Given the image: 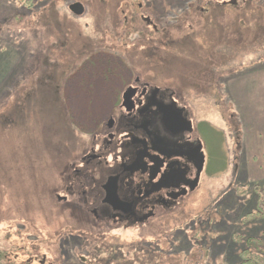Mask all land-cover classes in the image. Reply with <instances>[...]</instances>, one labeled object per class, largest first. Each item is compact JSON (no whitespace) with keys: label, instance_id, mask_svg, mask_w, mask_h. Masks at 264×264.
<instances>
[{"label":"rangeland","instance_id":"1","mask_svg":"<svg viewBox=\"0 0 264 264\" xmlns=\"http://www.w3.org/2000/svg\"><path fill=\"white\" fill-rule=\"evenodd\" d=\"M137 76L188 108L208 171L182 205L122 230L65 189ZM263 201L264 0H0V264H238Z\"/></svg>","mask_w":264,"mask_h":264},{"label":"flooded vegetation","instance_id":"2","mask_svg":"<svg viewBox=\"0 0 264 264\" xmlns=\"http://www.w3.org/2000/svg\"><path fill=\"white\" fill-rule=\"evenodd\" d=\"M110 101L65 190L95 224L143 228L200 188L205 141L175 94L148 80L135 77Z\"/></svg>","mask_w":264,"mask_h":264},{"label":"trees","instance_id":"3","mask_svg":"<svg viewBox=\"0 0 264 264\" xmlns=\"http://www.w3.org/2000/svg\"><path fill=\"white\" fill-rule=\"evenodd\" d=\"M27 3V0H24ZM32 6V4H28ZM55 18V17H54ZM52 20H54L52 18ZM51 20V21H52ZM47 21V20H46ZM56 26L53 24L49 29L48 32H53L52 30L59 31L55 28ZM63 37L64 34L60 33ZM212 170V168H211ZM213 171V170H212ZM247 219L252 220H264V201L263 204L260 205L259 209L255 213L247 214ZM238 241V244H243L244 248L240 249L239 258L240 262L238 264H264V231L262 235L259 237H247L246 239H242L241 235H236L235 239Z\"/></svg>","mask_w":264,"mask_h":264},{"label":"water","instance_id":"4","mask_svg":"<svg viewBox=\"0 0 264 264\" xmlns=\"http://www.w3.org/2000/svg\"><path fill=\"white\" fill-rule=\"evenodd\" d=\"M69 11L75 16H81L84 13V7L81 3L76 2L69 6ZM203 162H204V159L202 156L201 164H203Z\"/></svg>","mask_w":264,"mask_h":264}]
</instances>
